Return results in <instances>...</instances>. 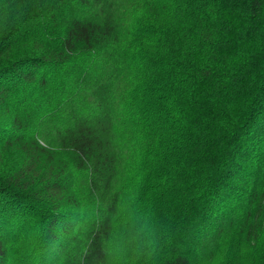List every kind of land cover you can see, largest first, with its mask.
Returning <instances> with one entry per match:
<instances>
[{
  "label": "trees",
  "instance_id": "obj_1",
  "mask_svg": "<svg viewBox=\"0 0 264 264\" xmlns=\"http://www.w3.org/2000/svg\"><path fill=\"white\" fill-rule=\"evenodd\" d=\"M264 264V0H0V264Z\"/></svg>",
  "mask_w": 264,
  "mask_h": 264
},
{
  "label": "clouds",
  "instance_id": "obj_2",
  "mask_svg": "<svg viewBox=\"0 0 264 264\" xmlns=\"http://www.w3.org/2000/svg\"><path fill=\"white\" fill-rule=\"evenodd\" d=\"M161 237L144 224H126L118 237L102 238L103 258L97 264H151L161 247Z\"/></svg>",
  "mask_w": 264,
  "mask_h": 264
}]
</instances>
